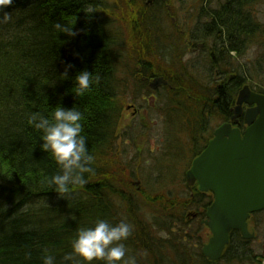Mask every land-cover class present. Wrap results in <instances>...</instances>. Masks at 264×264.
<instances>
[{
  "label": "trees",
  "instance_id": "1",
  "mask_svg": "<svg viewBox=\"0 0 264 264\" xmlns=\"http://www.w3.org/2000/svg\"><path fill=\"white\" fill-rule=\"evenodd\" d=\"M107 1L11 0L10 4L0 6V264H44L46 256L53 257L54 264H84L79 256L74 255L71 260L65 256L72 253L78 231L94 227L98 220L113 225L123 221L131 226V235L122 242L127 249L125 259L135 258L136 264H210L201 255L199 229L190 233L187 232L190 223L183 225L179 217L169 214L159 216L168 195L145 190L134 194L129 165H124L116 154L115 143L124 134L120 127V86L123 89L127 86L120 84L116 71L121 66L131 70L136 60L126 47L131 32L113 26L114 14L109 13ZM138 1L142 12H127V22L133 36L141 30H145V35L149 33L150 48L149 54L139 53L141 56L137 57L136 67L145 81L135 78L134 69L130 78L135 91L145 99L155 98L146 83L151 78L166 82L161 88L163 93L185 89L179 81L189 79L185 78L187 70L181 73L186 67L182 65L187 47L205 35L218 44L212 55L217 58H210L213 70L209 68L207 76L218 70L221 82L217 94L213 90L205 95L203 103H197L191 129L197 134L193 138L192 158H195L205 144L197 140L206 122L205 113L227 123L237 94L246 83L240 66L238 71L237 67L232 72L220 71L230 66L231 54L240 59L249 45L260 42L263 53L255 65L256 74L264 80V27L253 12L258 0H223L219 9L209 12L200 5V15L210 22L204 27L197 25L187 39L177 30H166L170 15L166 2ZM176 1L184 5L186 0ZM200 1L205 4L210 0ZM197 32H202L200 37ZM156 56L161 65L158 72L151 65ZM83 71L90 73V88L77 94L75 78ZM227 73H233L234 77L224 79ZM254 89L264 94L261 89ZM58 107L81 112V135L88 155L93 157L88 165L93 171L84 173L87 182L70 185L63 194L51 183L52 177L62 174V168L51 152L44 150L43 130L35 127L39 117L54 123ZM33 116L37 117L35 121ZM127 169L129 173L120 174ZM194 189L193 205L206 210L212 202L211 195ZM151 210L158 213L151 212V221L145 224L141 211ZM259 214L264 215V211L252 215L250 220ZM162 233L173 237L168 243L180 245L169 244L165 250L167 240ZM248 244L237 232H231L229 243L215 264H261L263 257L258 259L261 256L245 251Z\"/></svg>",
  "mask_w": 264,
  "mask_h": 264
},
{
  "label": "rangeland",
  "instance_id": "2",
  "mask_svg": "<svg viewBox=\"0 0 264 264\" xmlns=\"http://www.w3.org/2000/svg\"><path fill=\"white\" fill-rule=\"evenodd\" d=\"M162 1L166 2L165 5L167 4L168 14L172 15L173 13V16L169 15V19L167 17L169 23H165L166 30L169 31L171 28L179 31L180 34H182V31L189 37L190 32L192 33L196 30L197 25H205L210 22L207 17L200 15V5L206 6V11L209 12L210 10L219 9L223 0L205 1V4L201 3L200 0H186L184 5L176 0ZM106 4L110 5L107 8L109 13L114 14V17L111 18L113 26L118 27L122 31H127V33L131 32V36H127L130 42L126 44V47L129 54H132L136 60L132 69L139 72V68L136 67L138 64L137 57L145 53L149 54V33L147 32L145 35V30H141L140 34L137 33L133 36L126 14L127 12H142L139 9L140 2L138 0H108ZM253 12L257 22L264 27V0L257 1L253 7ZM201 33L197 32L196 36L200 37ZM158 38L161 40L160 37ZM162 41L165 40L163 39ZM184 41L186 42V40ZM255 42L259 45H249L240 59L231 54L233 59L229 63L230 66L228 68H220V71L232 72V68L234 70L235 67H237L238 71V66H240L245 72V85L264 90L262 87L264 81L262 82L260 76L256 74L258 69L255 65V61L262 55L263 49H261L260 42ZM198 45L201 46V49L197 47ZM158 46L156 44L155 51ZM212 46V41L204 37L194 46L186 48L185 56L183 57L184 64L182 65V67L185 65L186 67L181 73L187 70L185 78L187 76L190 80L184 78V81H179L181 86L183 85L185 88L181 92L173 93L171 90L169 93L166 91L157 95L151 93L155 98L145 99L144 96L138 95L139 92L135 91L132 84L133 78H130L132 69H126V67L121 66V69L118 68L116 71L120 84L127 83L126 89L122 88L123 85L120 86L119 99L122 104L120 127L121 132L124 131V134L115 143V148L118 151L116 154L124 165H129L127 167H129L133 175L134 182L131 183V186L134 194L145 190L154 194L169 196L164 197L166 198L165 206L162 207V211L159 210V213L158 210H151L150 213L141 211L144 218L143 222L148 224L151 221V212H154V215L158 213L159 216L169 214L173 217H179L183 225L186 222L191 224L187 228L189 230L187 232L195 233L194 228L199 229L198 236L202 241V245H206L211 238L208 228L203 224L206 220L204 213L206 210L193 205L191 197L195 189L194 187L190 189L185 187L184 173L189 169L194 159L192 158V150L195 143L193 138H196L197 134L193 133L191 129L194 127L193 116L197 111V103L198 101L203 103L202 99L205 95L213 92L215 87L219 86L221 82L219 75L214 77V71H211L209 76H207L209 68L213 70V67H210V58L208 59L207 57L210 47L213 52ZM156 53L158 55L157 51ZM157 59L158 56L154 59L152 58L151 61L152 70L155 72H158L159 67L161 68V65H159L160 60ZM173 71L177 72L176 69H173ZM218 72L217 70L216 73L218 74ZM229 77L233 78V73H227L224 79ZM181 78L183 77L181 76ZM241 107L243 108V105ZM252 107L254 105L247 108ZM188 113L189 115H187ZM203 118L206 122L200 128V138H197V140H200L199 142L210 140L213 131L220 125L216 115L210 117L208 113H205ZM129 170L122 171L120 174L129 173ZM128 190L130 189L125 188V191ZM247 226L248 232L254 233L256 238L253 241H245L249 242L245 251L249 252V255L253 253L254 256H261L258 259L264 258V215H256L248 221ZM162 237L167 240V242H164L165 250H167L166 248L169 247V244H171L170 246L180 245L168 243L169 240H173V237L169 238L167 233L163 234ZM262 262L261 264H264Z\"/></svg>",
  "mask_w": 264,
  "mask_h": 264
},
{
  "label": "water",
  "instance_id": "3",
  "mask_svg": "<svg viewBox=\"0 0 264 264\" xmlns=\"http://www.w3.org/2000/svg\"><path fill=\"white\" fill-rule=\"evenodd\" d=\"M161 82L154 80L151 88ZM243 104L254 105L243 115V133L230 124L219 126L185 174V186L196 183L199 192L213 196L203 222L211 238L201 248L202 257L211 264L220 259L231 232L245 241L254 238L247 221L264 210V96L244 86L236 99L233 121L241 116Z\"/></svg>",
  "mask_w": 264,
  "mask_h": 264
},
{
  "label": "clouds",
  "instance_id": "4",
  "mask_svg": "<svg viewBox=\"0 0 264 264\" xmlns=\"http://www.w3.org/2000/svg\"><path fill=\"white\" fill-rule=\"evenodd\" d=\"M10 3L11 0H0V6ZM75 80L77 94H83L90 88L89 72H80ZM36 119V116L32 117L33 121ZM81 120L80 111L58 107L54 112V123L39 117V122L35 124L37 129L43 130L44 150L50 151L62 168V174L51 179V183L56 185V191L61 194L67 193L70 185L85 184L87 181L84 173L93 171L88 166L93 157L88 155L85 138L81 135ZM130 235L131 226L123 221L113 225L106 220H98L94 227L78 231L72 244V253L67 254L65 259L71 260L75 255L84 264H93V261H104L105 264H136L135 258L125 259L127 249L122 241L127 240ZM44 264H54V258L46 256Z\"/></svg>",
  "mask_w": 264,
  "mask_h": 264
},
{
  "label": "flooded vegetation",
  "instance_id": "5",
  "mask_svg": "<svg viewBox=\"0 0 264 264\" xmlns=\"http://www.w3.org/2000/svg\"><path fill=\"white\" fill-rule=\"evenodd\" d=\"M205 25H203V27H204ZM180 35H182V36H185L186 37V39H187V35H185V34H180ZM205 37L207 38V39H212V37L211 36H206L205 35ZM197 42H195V44H196ZM212 44H213V52H212V49H211V47H210V49H209V53H208V55H207V57L208 58H211V59H215V58H217L215 55L214 56H212L213 55V53L215 52V50H216V48H218V44L215 42V40L212 42ZM194 46V45H193ZM197 47H200L199 49H201V46L200 45H198ZM215 47V48H214ZM186 59V58H185ZM183 61H184V59H183ZM215 72V76L216 75H218L217 73H216V70L214 71ZM135 78L136 79H139V80H142V81H145L144 80V78H143V76L137 71L136 72V75H135ZM151 80H152V78H151ZM151 80H149V81H146V83H147V86H148V89H150L151 90V93L152 92H156L157 90H161L162 91V84L161 85H159L158 87H156V88H154V89H152V88H150V81ZM219 89V86H217V88L215 87V89H214V91H215V94H217V90ZM163 92V91H162ZM217 96V95H216ZM216 98V97H215ZM204 100V99H203ZM214 105H215V107H216V104H215V101H214ZM247 107L246 106H243V111L246 109ZM216 112V111H215ZM212 136V135H211Z\"/></svg>",
  "mask_w": 264,
  "mask_h": 264
}]
</instances>
